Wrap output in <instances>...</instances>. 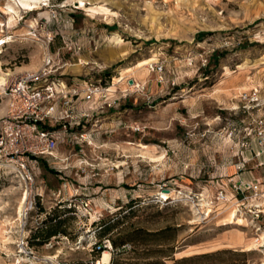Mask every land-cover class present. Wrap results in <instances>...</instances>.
<instances>
[{
  "label": "rangeland",
  "instance_id": "obj_1",
  "mask_svg": "<svg viewBox=\"0 0 264 264\" xmlns=\"http://www.w3.org/2000/svg\"><path fill=\"white\" fill-rule=\"evenodd\" d=\"M18 4L0 0L6 85L51 58L55 80L106 92L29 159L31 181L0 159V264H264L263 230L230 201L264 182V0Z\"/></svg>",
  "mask_w": 264,
  "mask_h": 264
},
{
  "label": "built area",
  "instance_id": "obj_2",
  "mask_svg": "<svg viewBox=\"0 0 264 264\" xmlns=\"http://www.w3.org/2000/svg\"><path fill=\"white\" fill-rule=\"evenodd\" d=\"M106 90L87 84L80 95L77 89L54 79L53 60L47 58L34 72H26L10 80L4 89L8 96L9 117L0 130V159L12 166L23 180L31 181L29 159L51 156L60 136L71 125L80 126L101 101ZM77 97L88 107L76 110ZM60 127L55 130L54 126ZM217 201H229L220 191ZM236 213L247 216L255 230L264 232V182L254 180L233 186L230 201Z\"/></svg>",
  "mask_w": 264,
  "mask_h": 264
},
{
  "label": "bare ground",
  "instance_id": "obj_3",
  "mask_svg": "<svg viewBox=\"0 0 264 264\" xmlns=\"http://www.w3.org/2000/svg\"><path fill=\"white\" fill-rule=\"evenodd\" d=\"M48 1L49 0H19L18 5H19V8L22 10L34 11V10H40V8L37 6H33V5H38V3H40V2H48ZM44 6L47 7V4H44ZM10 10H11L10 12H16V10L12 7H10ZM9 42H11L10 39L4 41L2 44H0V48ZM148 63H149L148 61H144V62L140 63L138 65V67L142 68L143 66L147 65ZM8 76H10V75L3 73L1 68H0V90H3V87L6 85V77H8ZM167 197L168 196L166 194H164V198L167 199ZM25 202H26V196H25L22 204H25ZM108 261H109V255L105 254L104 258H103V262L107 263Z\"/></svg>",
  "mask_w": 264,
  "mask_h": 264
},
{
  "label": "trees",
  "instance_id": "obj_4",
  "mask_svg": "<svg viewBox=\"0 0 264 264\" xmlns=\"http://www.w3.org/2000/svg\"><path fill=\"white\" fill-rule=\"evenodd\" d=\"M107 223H104V222H101L100 223V228H99V231L97 232V238H98V242L94 245V248H95V252L98 254L99 252H102V251H105L107 249V247L105 246V244L102 243V241L105 240L104 237H106L108 235V232L110 231L111 229V226L110 224H107ZM55 234H51L49 237H52L54 236ZM108 242L111 243L113 249H118L119 247V244H117L116 241L114 240H110V239H107ZM93 251V252H94ZM98 264V262H97Z\"/></svg>",
  "mask_w": 264,
  "mask_h": 264
},
{
  "label": "crops",
  "instance_id": "obj_5",
  "mask_svg": "<svg viewBox=\"0 0 264 264\" xmlns=\"http://www.w3.org/2000/svg\"><path fill=\"white\" fill-rule=\"evenodd\" d=\"M252 180H254V179H251V181H252ZM255 180H257V179H255Z\"/></svg>",
  "mask_w": 264,
  "mask_h": 264
}]
</instances>
